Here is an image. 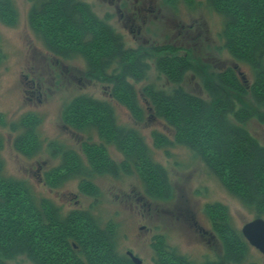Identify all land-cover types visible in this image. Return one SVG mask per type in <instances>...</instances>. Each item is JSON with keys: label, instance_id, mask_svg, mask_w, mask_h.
Wrapping results in <instances>:
<instances>
[{"label": "trees", "instance_id": "obj_1", "mask_svg": "<svg viewBox=\"0 0 264 264\" xmlns=\"http://www.w3.org/2000/svg\"><path fill=\"white\" fill-rule=\"evenodd\" d=\"M28 1L30 29L54 50L68 52L67 56H59L62 60L70 59V46L75 48L83 55L80 57L86 65L85 77L112 85L111 95L137 121H141L144 109L138 105L133 82L145 79L150 62L154 64L157 74L174 84L168 91L150 84L141 89L148 115L171 135L170 139L153 130L154 146H185L228 192L257 218L264 219V144L246 128L250 118L264 124V115L238 106L229 93L249 95L257 108L264 106V0H207L208 6L223 16L219 34L223 48L233 60L249 65L254 73L248 90L231 68L201 77L208 100L184 91L179 85L184 74L194 70L188 53L177 55L178 49L165 46L155 47L153 56H136L131 51L113 56L112 30L82 0ZM16 21L17 12L11 0H0V22L14 26ZM85 24L91 31L89 42H84ZM104 53L106 56H101ZM61 118L70 130L88 134L80 147L88 166L74 152L61 151L58 167L45 173L50 187L80 176L81 192L95 198L98 190L88 176L128 173L134 167L147 197L163 200L168 196L170 187L164 168L148 157L138 133L116 124L106 103L79 95L64 105ZM21 123L25 130L16 139L15 147L22 154L33 156L38 149V121L30 115ZM92 133L103 144L90 142ZM105 144L122 154L124 160L120 164L111 160ZM206 213L221 242L222 255L219 261L201 264H242L250 245L241 231L229 226L225 208L211 205ZM113 235L112 224L101 229L88 211L73 210L61 216L47 200L36 203L23 183L0 178V264L19 257L28 264H134L128 255L117 253ZM151 248L155 264H192L161 237L154 236Z\"/></svg>", "mask_w": 264, "mask_h": 264}, {"label": "rangeland", "instance_id": "obj_2", "mask_svg": "<svg viewBox=\"0 0 264 264\" xmlns=\"http://www.w3.org/2000/svg\"><path fill=\"white\" fill-rule=\"evenodd\" d=\"M82 1L89 3L101 18L105 14L111 15V24L121 30L112 8L101 0ZM11 2L17 12L15 25L0 22V178L23 183L36 203L47 200L61 216L73 210L88 211L101 229L112 224L117 253L126 256V252H131L142 264H155L151 248L154 236L161 237L165 244L192 264L219 261L222 245L206 208L215 204L224 207L229 226L238 232L245 223L257 217L185 146L172 145L164 149L154 146L153 130L170 139L171 135L148 115V104L141 89L150 84L168 91L174 84L157 74L150 62L145 79L133 82L138 105L144 109L141 121H137L117 103L106 83L84 76L86 65L80 56L62 63L57 60L55 64L41 39L27 26L30 3L26 0ZM155 4L161 8L164 17L152 19L147 24L154 43L175 45L179 49L177 54L188 53L194 66L179 84L184 91L208 100L201 77L227 68L233 69L249 89L253 83V70L249 65L233 60L223 48L219 34L224 19L208 6L207 0H155ZM179 29L185 33L180 38ZM123 33L129 43L130 36L126 30ZM128 45L132 46L131 43ZM229 93L238 106L264 115V106L257 108L249 95ZM79 95L106 103L118 126L139 134L148 157L166 172L170 191L165 199L153 200L145 195L134 167L128 173L88 176L98 190L95 198L81 192L80 176L50 187L45 173L58 167L61 151L72 149L82 164L88 166L79 148L80 139L77 141L61 120L64 105ZM30 115L38 121L35 129L38 149L33 156H26L16 149L15 141L25 130L21 120ZM246 128L260 144H264V124L250 118ZM85 135L87 138L88 134ZM91 135L97 142V136ZM53 148L57 150L50 154ZM116 151V147H109L111 158L118 163L124 158ZM137 198H140L138 202ZM198 227L207 234L200 232ZM211 235L213 239H209ZM251 263L264 264V256L249 246L242 264ZM8 264H28V261L19 257Z\"/></svg>", "mask_w": 264, "mask_h": 264}, {"label": "flooded vegetation", "instance_id": "obj_3", "mask_svg": "<svg viewBox=\"0 0 264 264\" xmlns=\"http://www.w3.org/2000/svg\"><path fill=\"white\" fill-rule=\"evenodd\" d=\"M26 1L29 2L28 0H26ZM101 1L113 9L114 14L116 16V20L120 24L121 30H117L115 28V26H113L111 24V21H112L111 15L105 14L101 18V16L98 15L97 11L94 10V8H92L91 5H89V3L85 2V1H83V2L85 4H87V9H90L92 14H95L101 22L106 23L110 27V29L112 30L110 40L112 41L113 47H114V49L112 50L114 52L112 54L113 56H122L123 52H127V51L133 52L134 54H136V56H149V55L153 56V54H154L153 50L155 49V47H165L166 46L169 48L178 49V47H176L175 45H170V44H157L156 45L154 43L155 42L154 39H152V37L150 36L151 30L148 28L149 26H147V24L149 25L152 19H156V18L163 19V17H164L163 15H161V11H162L161 8L156 6L155 0H101ZM30 7L31 6L29 4V9L27 11V16H26L27 26L29 28H31V24H30V21L28 19ZM73 10H74L73 5H70V12H73ZM70 17H71L70 21L71 22L74 21L71 13H70ZM121 22H122V24H121ZM84 26H85V28H87V31L84 30V35H85L84 38L87 40H85L84 42H89L90 36H91V31H90V28L88 27L87 24H85ZM180 29H183V26H181ZM180 29L177 31V34L179 35L178 38H180L181 34H185L184 31L181 32ZM125 30L127 32V35L130 36L129 43H131L132 46L128 45L129 43H126V40H125L124 35H123L124 34L123 31H125ZM38 38H39V36H38ZM39 39H41V37ZM41 41H42L44 49L53 58L52 60L55 64H56L57 60H59L61 63L64 61L59 56H67L68 52L64 53V52L56 51L49 45V43H47L46 41L44 42L42 39H41ZM74 49L75 48H72L70 46V54H69L70 60L72 59L71 56H83V55L79 54L78 52H76ZM182 55L186 56L187 53H184ZM101 56H106V54L104 53ZM85 72H86V69L84 70V73ZM84 76H85V74H84ZM107 85H108V87H110V91H111L112 85H109V84H107ZM62 110H63V108H62ZM62 110H61V114H62ZM61 120H62V118H61ZM62 122L64 123L63 120H62ZM64 125L67 127L69 133L76 140H77V138L80 139V142H79V148H80L81 144L84 142V140L82 141V138H84V136H85V140H87L88 137L86 138V135L83 133H78V132L70 130V126H68L66 123H64ZM97 141H98V137H97ZM92 142L95 143L96 141H92ZM97 143L99 145L103 144L101 141H98ZM109 147H112V146H107L108 154L110 153ZM80 150H81V148H80ZM53 152L54 151L50 152V154H53ZM63 152H67V151L63 150ZM70 152H73L72 149H70ZM116 152H118L121 155V157H123L122 154L118 150ZM109 156H110V154H109ZM110 158H111V156H110ZM111 160L114 161L112 158H111ZM121 162H122V159L120 162H118V163L115 162V163L120 164ZM139 200H140V198H137L136 202H138ZM198 230L200 232H203V234H207V232L204 231L200 227H198ZM213 238H214L213 235H211L209 237V239H213ZM127 253L128 252H126V255H128Z\"/></svg>", "mask_w": 264, "mask_h": 264}, {"label": "water", "instance_id": "obj_4", "mask_svg": "<svg viewBox=\"0 0 264 264\" xmlns=\"http://www.w3.org/2000/svg\"><path fill=\"white\" fill-rule=\"evenodd\" d=\"M240 231L246 242L264 256V219L255 218L245 223ZM127 254L134 264H142L131 252Z\"/></svg>", "mask_w": 264, "mask_h": 264}]
</instances>
